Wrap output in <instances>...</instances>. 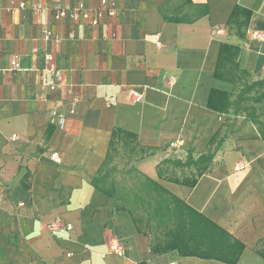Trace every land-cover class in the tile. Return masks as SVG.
I'll return each mask as SVG.
<instances>
[{
	"label": "crops",
	"instance_id": "crops-1",
	"mask_svg": "<svg viewBox=\"0 0 264 264\" xmlns=\"http://www.w3.org/2000/svg\"><path fill=\"white\" fill-rule=\"evenodd\" d=\"M114 1L93 26L56 14L100 0H0V264H264L262 131L224 113L242 85L216 76L226 44L247 82L264 81V0ZM236 7L250 12L240 30ZM227 122L240 131L204 174L159 170L203 154ZM115 129L155 150L130 165L170 210L133 216L93 186Z\"/></svg>",
	"mask_w": 264,
	"mask_h": 264
},
{
	"label": "trees",
	"instance_id": "trees-1",
	"mask_svg": "<svg viewBox=\"0 0 264 264\" xmlns=\"http://www.w3.org/2000/svg\"><path fill=\"white\" fill-rule=\"evenodd\" d=\"M243 11L245 12L246 10L236 7L231 16V20L233 18V21H235L234 23L236 24L237 30H240L242 26H246V23H248L250 19V12L246 11V23L239 21L238 16ZM224 52H227L230 66L224 73H220V71L217 70V78L225 79L234 83L239 81L242 85L235 100L229 101L226 97L224 113H227L232 107L236 116L239 114H245L243 122H251L258 125V127L261 128V136L264 139V112H259L256 107V105H262L264 103V81L249 83L244 79L246 72L238 70V65L235 60L238 56V49L233 46L226 44L222 45L219 66L220 63L222 66V62L225 61L222 59L224 58ZM224 127L225 129L223 131L219 130L214 135L206 148V151L197 158L191 153L185 160L165 159L159 164V170L160 165L172 164L175 168L191 171L194 170V175L201 176L211 166L213 159L217 151L221 148L225 138L230 134L238 133L240 131L235 129L234 123L227 122ZM154 152L155 150L148 151L141 148L138 145L136 136L133 134L119 129L113 130L106 158L96 177L92 181L93 186L107 196L115 199L118 210H128L133 216H135L137 210L144 211L147 214L152 213L154 215H158L160 211L165 209L170 210V205H172L173 199L165 196L167 193L165 189L154 180L141 174L133 165H124L120 168L117 162L118 159L123 158L125 154L129 157L142 159L152 155ZM129 157L128 161H130ZM118 175L121 176L122 181H126L128 177L132 178L135 180V185L128 187L122 183V181L118 182L116 179ZM196 181L195 178L190 184L194 185ZM242 247L243 246L240 245V251ZM259 252L264 257V252ZM183 253L186 254L184 251Z\"/></svg>",
	"mask_w": 264,
	"mask_h": 264
},
{
	"label": "built area",
	"instance_id": "built-area-1",
	"mask_svg": "<svg viewBox=\"0 0 264 264\" xmlns=\"http://www.w3.org/2000/svg\"><path fill=\"white\" fill-rule=\"evenodd\" d=\"M22 6H23V4H22ZM115 12H116V7H115V1L114 0H100V6L98 8H96L95 10H89L83 4H80L79 6L73 8V9H63V10L58 11L56 14V19L60 20L62 18H70L74 22H78L82 19L84 21L89 22L93 26H100L104 23L106 18L113 17L115 15ZM220 32H221L220 29L215 30V33H220ZM255 36L259 39H262V34H260V33H256ZM48 59L50 61L53 60V58L51 56H49ZM13 66L16 69L19 68V63L16 59L13 61ZM52 70H53V68H52ZM51 89L53 90L54 87H51ZM140 100H141V97L136 96V101H140ZM13 137H15V136H13ZM52 158L56 162L59 161L57 154H53ZM0 199H1V197H0ZM20 205L23 206L24 203H21ZM49 229L54 234H58L61 232L71 230V226L70 225H64L59 221H55V222L49 224ZM112 251L117 253V254H120V255L124 254L123 246H121L118 243H114L112 245Z\"/></svg>",
	"mask_w": 264,
	"mask_h": 264
},
{
	"label": "rangeland",
	"instance_id": "rangeland-1",
	"mask_svg": "<svg viewBox=\"0 0 264 264\" xmlns=\"http://www.w3.org/2000/svg\"><path fill=\"white\" fill-rule=\"evenodd\" d=\"M258 111L259 112H264V103L262 105H260V107H258ZM128 157L129 156H127V154H125L123 158H121V159L119 158L118 161H117L118 162V165L120 167H123L124 165L131 164L133 162V160L135 159V157H129L130 158V161H128ZM132 183H133V180H129L127 184L130 185Z\"/></svg>",
	"mask_w": 264,
	"mask_h": 264
}]
</instances>
